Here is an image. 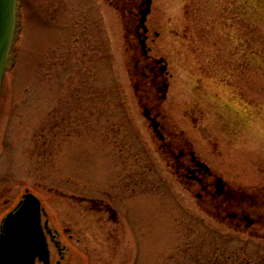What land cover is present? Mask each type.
<instances>
[{"label": "rangeland", "instance_id": "obj_1", "mask_svg": "<svg viewBox=\"0 0 264 264\" xmlns=\"http://www.w3.org/2000/svg\"><path fill=\"white\" fill-rule=\"evenodd\" d=\"M47 1L16 9L0 96V221L28 190L51 227L70 229L61 264H264V229H235L198 183L174 174L135 95L148 89L144 64L164 58L155 111L178 135L172 148L192 150L252 205L264 193V0H152L138 66L119 9L127 0H77L69 15L87 25L67 28Z\"/></svg>", "mask_w": 264, "mask_h": 264}, {"label": "flooded vegetation", "instance_id": "obj_2", "mask_svg": "<svg viewBox=\"0 0 264 264\" xmlns=\"http://www.w3.org/2000/svg\"><path fill=\"white\" fill-rule=\"evenodd\" d=\"M48 1L50 2L49 4ZM48 1L46 2V8L49 11L50 17L51 16L54 17L55 15L53 13L57 12V10L59 11L61 10L62 12H64L65 15L63 18L64 27L67 28L68 24L69 25L73 24V27L78 25L83 27L87 25L84 19L83 20L78 19L77 16L75 17V14L74 15L72 14L73 16L71 14L69 15L70 13L69 10L70 11L74 10L75 7L73 6L76 5V2L77 3L81 2V0H79V2L77 0H72L71 2L68 0H48ZM106 1H108L111 5H113L115 0H106ZM145 1L146 0H127L128 3L123 8H119L120 11L125 13V16L129 18L130 21L129 24H131L132 21L134 34L138 39V44L141 50V59L135 60V66H138L143 62L146 63L147 59H149L148 57L149 48L147 47L148 27H147V32L143 33L141 25L139 23V19L141 15L140 12L146 7ZM56 2L58 4H55ZM78 6L81 7V4L79 3ZM142 39H144L146 43V52L142 50L140 44V40ZM157 60L158 59H154L153 63L144 64L143 69L144 68L148 69L149 72L148 73L142 72L141 77H143L144 79L146 78L149 79L146 80L147 82H149V83L146 82V84L148 85V89L145 90L136 89L135 95L138 99V103H140L141 107L143 108V112L146 111L150 118V120H148L149 125H151V123H155L157 125V130L155 131L154 129H152V131L157 137L158 143L165 148L167 159L171 163L170 167L174 168V174L180 178L184 177L190 182L198 183V185L201 187L202 192H204L207 195V200L211 202H217L218 205H221L222 207V210H220V212H222L220 214L221 219H223L224 221L227 220L229 224H231L235 229H238L240 227H244L245 229H247L254 225H258V229L261 228L264 229V193L261 194L259 192L255 193L253 204L247 205L243 200L244 197L246 196L245 191L241 189L239 191L240 198L236 199L237 198L236 196H238L237 194L238 190L236 191L235 189H229L227 184L220 177L214 175L209 169V167L201 166L200 164L204 162L201 161L192 150L188 151L187 149L185 150L180 149L176 153V151H174V149L172 148L173 145L172 142L177 139L178 135L176 134V132L169 130L167 128L168 126L166 127L165 124H163L162 120L160 119L161 114L155 111L158 109V104L160 103V101L162 99H165V97L163 98V95H164V85L166 84V81H163L161 85H158L157 82L158 76L162 74L166 75V69L164 71H161L160 66L164 63L163 62L157 63ZM187 153L189 155V159L186 158ZM208 179L211 180L209 181ZM218 182H220V184H217ZM27 192L29 191L25 190V193ZM24 194H22L21 198H19L15 202V204L13 202V205L7 211V213L14 211V208L16 207L18 202L23 198ZM197 197H202V194L199 193ZM8 203H9L8 199H5L4 204L7 205ZM97 208L100 211L108 210L111 217L113 218L116 216V212L110 205L102 203L98 205ZM7 213H5V215ZM45 220L48 221V228L44 230L48 248L50 250V246H53L57 250V253L59 254V259L55 261V264H61L62 260L64 259L63 253L66 250L65 236L70 231H67L68 228L66 226L59 228L51 227L48 218L42 220V224ZM2 221L3 219L1 217L0 228L2 225ZM256 232L257 234L254 235H258L259 231ZM68 235L70 236V234ZM49 259H50L49 264H51V256ZM35 264H43V262L38 260V258H36Z\"/></svg>", "mask_w": 264, "mask_h": 264}, {"label": "water", "instance_id": "obj_3", "mask_svg": "<svg viewBox=\"0 0 264 264\" xmlns=\"http://www.w3.org/2000/svg\"><path fill=\"white\" fill-rule=\"evenodd\" d=\"M146 7L140 12L139 23L143 33L147 32L145 21L150 13L152 0H146ZM16 0H0V96L2 79L7 67L8 54L15 30ZM142 50L146 52L145 40H140ZM163 58L157 63H162ZM166 64L160 66L161 71L166 69ZM168 84L164 85L166 91ZM165 94L163 95V98ZM144 116L150 120L146 111ZM155 131L157 125H150ZM200 164V163H199ZM201 166H206L204 163ZM217 184H220L218 182ZM42 215L46 212L41 207V202L33 193L27 192L22 200L3 219L0 228V264H35V259L49 264V249L44 233L48 228V221L41 223Z\"/></svg>", "mask_w": 264, "mask_h": 264}]
</instances>
